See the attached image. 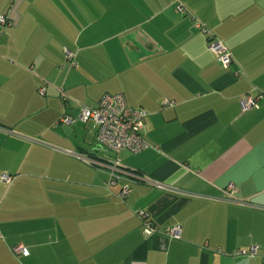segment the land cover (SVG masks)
Wrapping results in <instances>:
<instances>
[{
    "label": "crops",
    "instance_id": "obj_1",
    "mask_svg": "<svg viewBox=\"0 0 264 264\" xmlns=\"http://www.w3.org/2000/svg\"><path fill=\"white\" fill-rule=\"evenodd\" d=\"M182 2L0 0V264H264V0ZM105 92L147 111V148L109 152L79 120ZM105 156L128 176L87 159ZM228 183L248 205L221 200Z\"/></svg>",
    "mask_w": 264,
    "mask_h": 264
},
{
    "label": "built area",
    "instance_id": "obj_2",
    "mask_svg": "<svg viewBox=\"0 0 264 264\" xmlns=\"http://www.w3.org/2000/svg\"><path fill=\"white\" fill-rule=\"evenodd\" d=\"M175 8L179 13H185L186 7L182 0H175ZM8 20L6 16L0 15V24L6 25ZM195 27L205 33L207 37L208 49L213 53L215 59L223 66L229 67L232 63V55L226 44L215 36L208 25L202 23H196ZM66 56L69 61H73V53L65 50ZM40 92H43V88H40ZM64 97V93H61ZM262 98V93L256 94H244L240 98V106L242 110L258 107ZM174 105L170 100H165L163 106ZM147 116V111L143 108L130 106L122 93H103L96 106L89 107L83 106L79 112L78 118L81 122L86 123L89 119L93 121V125L96 128V141L107 151L117 154L120 150L126 148L133 152H138L149 146L147 141L142 136V130L144 127V121ZM70 116H62L60 121L64 123L72 122ZM91 163L101 164L109 170V183L113 184L118 178L122 176H128V172L122 168L120 161L117 157L108 158L103 157L102 160H93L87 158ZM135 175L134 173H129ZM12 175L2 173L0 181L3 183H10ZM129 181V179L127 180ZM154 184L159 188H167L159 183ZM236 186L233 183H228L221 189V200L232 203H238L242 205H248L247 199H239L236 194ZM128 193V184H124L120 190L119 196L123 197ZM140 218H146L145 211H138ZM144 231L147 234H152L157 231L155 225L150 220L144 219ZM166 235L172 238L180 237L179 225H173L166 231ZM11 252L14 255H28V250L21 244L11 247ZM257 250L252 246L249 250H237L235 255H254Z\"/></svg>",
    "mask_w": 264,
    "mask_h": 264
},
{
    "label": "water",
    "instance_id": "obj_3",
    "mask_svg": "<svg viewBox=\"0 0 264 264\" xmlns=\"http://www.w3.org/2000/svg\"><path fill=\"white\" fill-rule=\"evenodd\" d=\"M100 145V144H99ZM101 146V145H100ZM102 147V146H101Z\"/></svg>",
    "mask_w": 264,
    "mask_h": 264
}]
</instances>
